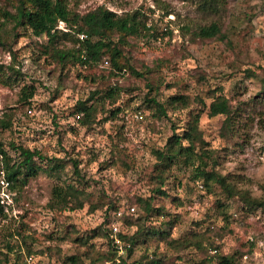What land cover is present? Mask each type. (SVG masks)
<instances>
[{"label": "rangeland", "instance_id": "rangeland-1", "mask_svg": "<svg viewBox=\"0 0 264 264\" xmlns=\"http://www.w3.org/2000/svg\"><path fill=\"white\" fill-rule=\"evenodd\" d=\"M197 1L67 0L80 14L99 6L120 15L141 8L153 35L126 38L118 47L122 63L140 77L129 69L115 71L107 53L88 68L70 62L62 67L50 56L38 55L34 42L45 43L46 38H33L29 32L12 37L11 25L0 31L6 44L0 45V120L12 123L10 129L0 123V143L6 150L14 143L42 157H59L61 165L69 154H78L89 186L82 209L58 212L49 207L57 181L43 170L15 190L0 185L5 214L0 217V264H68L69 257L79 258L77 264H133L153 255L165 264H216V252L232 256L236 264H264V89L260 80L247 74L264 78V0H225L226 9L218 16L198 11ZM15 4L0 0V9L14 12ZM214 21L222 37L196 36L200 26ZM65 27L59 23V29L67 31ZM112 42H119L118 37ZM59 47L70 49L72 44L62 41ZM26 84L36 88L30 107L18 102ZM114 85L122 89L114 105L122 110L118 117H109L111 101L97 103V123L90 130L74 127V133L72 126L81 116L72 115L76 103ZM150 86L157 88L149 98L160 103L168 104L175 95L185 96L188 103L167 106V116L159 117L154 104L146 101ZM216 97L227 99L230 117L208 115ZM196 116L198 122L189 127ZM183 132L188 138L179 143L187 153H209V165L249 200L227 197L219 187L208 194L183 164L166 173L165 196L155 195L159 163L154 151H163ZM64 166L62 180L70 181L75 177L72 165ZM138 195L155 197L152 204L163 207V214L147 215L135 200ZM109 206L118 211L112 214ZM128 208L135 209L134 224L163 232L166 240L143 233L129 253L128 245L118 234L111 237L108 227L115 222L120 231ZM122 230L133 236L137 226L124 224ZM196 241L212 249L205 253ZM7 245L14 251L10 253ZM103 255L114 260H97Z\"/></svg>", "mask_w": 264, "mask_h": 264}, {"label": "trees", "instance_id": "trees-1", "mask_svg": "<svg viewBox=\"0 0 264 264\" xmlns=\"http://www.w3.org/2000/svg\"><path fill=\"white\" fill-rule=\"evenodd\" d=\"M15 3L14 12L0 9V31L3 30L4 27H7V25H11L12 37L26 36L29 32L33 38H46L45 43H41L38 40H35L34 42L35 49L39 56H50L62 67L70 62L73 66L88 68L92 63L101 60V58L107 53L112 68L115 71L121 73L125 69H129L134 75L140 77L133 68L122 63V53L118 47L126 38L153 35V32H151L153 28L148 24L147 16L141 8L120 15L104 6H99L84 14H80L68 7L67 0H15ZM196 7L198 11L205 15L218 16L222 10L226 9V2L225 0H198ZM149 10L153 13L152 9ZM168 13L169 12H166L164 16L166 17ZM60 22L66 26L65 29L67 31L58 28ZM188 28L189 26L183 27V29L187 30ZM113 36H117L119 42H112ZM196 36L202 40L222 37L219 22L214 21L208 26H200L196 31ZM62 41L70 42L72 48H60L59 46ZM0 45L6 46V44L2 42L1 37ZM8 50L13 56L16 55L13 53L12 48H8ZM9 69L14 71V66H9ZM247 74L250 78L260 80L264 89V78H258L251 71H247ZM117 75L119 74H115V76ZM149 88L151 93L148 94L146 101L154 104L159 117L167 116V106L177 105L185 107L188 103L185 96L179 95L169 97L167 100L168 104L160 103L154 96L149 98L157 87L154 88L153 86H150ZM35 90L36 88L33 84L24 85L20 89L18 102L30 107L32 104L31 101L35 95ZM121 92L122 89L114 85L109 87L105 93L96 90L95 92L90 93L86 100H79L76 103V109L72 115L81 116L76 121L77 125L72 126V131L75 133V130L80 128H85L87 130L92 129V125L97 123L95 121L98 107L96 104H104L103 102L106 100L111 101V105L113 106L109 111V117L115 120L122 112L120 107L114 106L117 103L116 101L119 99ZM98 96H100V98L96 100ZM148 107L150 106L148 105ZM208 115L210 117L218 115L230 117L231 111L227 99L216 97L208 108ZM107 119L108 118H106V120ZM106 120L103 121L105 122ZM197 122L198 116L195 117L189 127H192ZM0 123L4 129H10L12 126V123L8 119L0 120ZM74 127L76 129H74ZM186 133L187 132H183L182 136H173L169 142H167L163 151H154V154L158 159L157 164L159 163L155 167L157 170V188L153 190L155 195L165 196L164 188L166 186L165 181L167 180L165 177L166 173L172 166L183 164L185 167L191 168L193 179L201 182L199 185L203 186L208 194L215 193V188L219 187L224 191L227 197H235L238 195L245 201L249 200L247 196L234 190V188L227 183L226 177L221 176L214 170V166L209 165V160H212L209 153L203 152L201 154L193 155L187 153L186 148L179 143L180 139L188 138V134ZM9 147V150H6L3 147V144L0 143V171H2L5 180L9 183L10 189L15 190L20 186L19 184L24 185L29 177L34 176L38 171L43 170L45 173L53 176L55 181H57V184L53 187L52 198L49 202L51 210L63 212L83 208L85 201L88 200L89 197L87 191L89 186L88 182L84 181L81 168L83 162L79 159L78 154H75V157H70L71 154H69L68 157L65 156L66 161L61 165L59 157H42L37 150H31L23 145L17 146L14 143H10ZM10 150H12L13 154L9 152ZM36 159L43 162L40 164L41 166H38ZM67 163L72 165L73 174L75 176L71 177L70 181H67L66 179L62 180V175L65 174L64 165ZM154 199L155 197L153 196L144 198L142 195H138L135 200L144 208L147 215H150L152 212H155L157 215L163 214V207L153 206L152 203ZM248 204L252 205L253 203L248 202ZM99 207L103 208V205H100ZM96 209L97 207L93 208L92 211H95ZM108 210L113 211L112 214H115L118 211L112 206H109ZM132 215L133 214L126 213L122 216L121 221L123 223H121L120 231L118 233V238L124 243V245H128L127 251L129 253L132 252V247L137 243L143 233H147V235L151 236L159 235L162 240H166L164 238L166 234L163 232L150 229L147 230L144 226H138L139 223L134 224L131 220ZM2 216L5 217V214L4 208L0 203V217ZM124 224L128 226H137V230L133 236H128V234L122 230ZM171 241L172 240H170L169 243H171ZM77 242L82 243L80 240H77ZM194 245L198 249H203L205 253L208 251L206 248L212 249L213 246L209 245L203 248V243L198 241H196ZM7 248L10 253L14 251L9 245H7ZM215 250L217 251V248H215ZM51 251L56 252V254L59 252L57 249H52ZM112 252L113 256L117 255L114 246L112 247ZM216 253V255L212 257V259L214 258L216 260V264H236L235 259L232 256L221 255L218 252ZM31 254L32 251L27 250V255ZM107 258L108 256L103 255L98 256L97 260L105 261ZM206 259H208L209 262L211 257L208 256ZM108 260H114V258H108ZM67 261L68 264H77L79 258L69 257ZM121 263L123 264L124 261L122 260ZM133 264H165V261L159 256L153 255L152 257L146 256L142 260Z\"/></svg>", "mask_w": 264, "mask_h": 264}, {"label": "built area", "instance_id": "built-area-1", "mask_svg": "<svg viewBox=\"0 0 264 264\" xmlns=\"http://www.w3.org/2000/svg\"><path fill=\"white\" fill-rule=\"evenodd\" d=\"M81 38H82V36H81ZM140 118H142V117H140ZM0 185H1V187L6 188V187L9 186V183H8V182L5 180V178L3 177L2 179H0ZM199 187L202 188L201 185H199ZM4 196H5V194H4ZM5 197L7 198V196H5ZM1 200H2V198H1ZM1 200H0V203H1ZM134 212H135V209H134V208H128V213H129V214H133ZM121 215H122V213H118V214L116 215V217H121ZM109 230H110V236H111V237H114V239H115V238H116V235H117L118 232H119V228H118L117 223L112 222V223L109 225ZM116 243H118V242L116 241ZM119 248H120V246H119ZM29 259L31 260V258H29Z\"/></svg>", "mask_w": 264, "mask_h": 264}]
</instances>
